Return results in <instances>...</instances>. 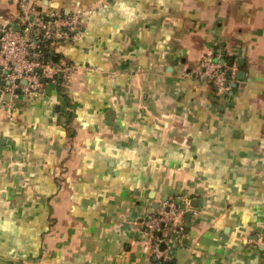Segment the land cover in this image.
<instances>
[{"label":"crops","instance_id":"crops-1","mask_svg":"<svg viewBox=\"0 0 264 264\" xmlns=\"http://www.w3.org/2000/svg\"><path fill=\"white\" fill-rule=\"evenodd\" d=\"M36 6L86 13L85 35L48 49L66 81L5 97L0 264H264V0ZM207 53L244 75L217 92ZM166 200L185 211L162 259L133 223Z\"/></svg>","mask_w":264,"mask_h":264},{"label":"built area","instance_id":"built-area-1","mask_svg":"<svg viewBox=\"0 0 264 264\" xmlns=\"http://www.w3.org/2000/svg\"><path fill=\"white\" fill-rule=\"evenodd\" d=\"M17 7L19 30L0 27V112L9 118L13 113L9 102L5 101L6 96L15 97L17 93L28 96L40 92L44 83H54L58 78L66 81L77 69L72 65L52 63L48 49L60 41L78 42L85 35L84 12L41 15L37 11L36 0H18ZM200 66L199 78L217 92L227 90L228 84L236 79L235 69L219 63L211 53L202 57ZM114 78L112 75L111 79ZM181 204L166 200L158 206L154 216L133 223L150 236L157 258L166 257L170 236L183 231L181 220L185 207ZM161 246H164L163 250Z\"/></svg>","mask_w":264,"mask_h":264},{"label":"water","instance_id":"water-1","mask_svg":"<svg viewBox=\"0 0 264 264\" xmlns=\"http://www.w3.org/2000/svg\"><path fill=\"white\" fill-rule=\"evenodd\" d=\"M16 30V29H15ZM222 64L224 63V61L223 62H221ZM230 65L232 64L231 62L229 63ZM244 75V73H242V72H239L237 75H236V78L237 79H239V78H242V76ZM23 84H25V83H23ZM225 87L227 86V83L224 85ZM232 86V85H231ZM232 87H234V85L232 86ZM158 207V205H155L154 206V208H157ZM164 249V246H161V250H163Z\"/></svg>","mask_w":264,"mask_h":264},{"label":"trees","instance_id":"trees-1","mask_svg":"<svg viewBox=\"0 0 264 264\" xmlns=\"http://www.w3.org/2000/svg\"><path fill=\"white\" fill-rule=\"evenodd\" d=\"M49 57H50V60H51L52 63L57 64V62H58L57 58H55V57L53 58L52 55H50ZM61 81H62V80H61L60 78H58V79L56 80V82H58V83H60Z\"/></svg>","mask_w":264,"mask_h":264}]
</instances>
